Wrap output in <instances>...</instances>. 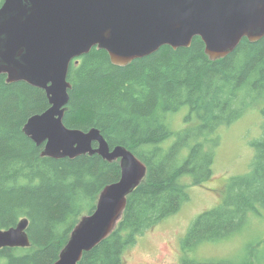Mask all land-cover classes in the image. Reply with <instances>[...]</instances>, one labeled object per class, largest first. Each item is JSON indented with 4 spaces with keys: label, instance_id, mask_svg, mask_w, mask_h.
<instances>
[{
    "label": "trees",
    "instance_id": "1",
    "mask_svg": "<svg viewBox=\"0 0 264 264\" xmlns=\"http://www.w3.org/2000/svg\"><path fill=\"white\" fill-rule=\"evenodd\" d=\"M78 60L68 74L72 88L65 125L98 128L111 147L128 148L148 167L115 230L78 264H125L126 249L190 199L183 177L201 185L213 176L219 140L209 136L255 105L262 104L264 116V37L256 42L245 38L217 60L210 59L199 36L189 47L165 45L126 66L113 64L108 52L98 48ZM184 106L196 123L175 133L169 116ZM49 107L43 89L23 81L8 83L0 75V229L28 218L31 241L28 247L0 249V264L55 262L81 217L95 210L101 191L121 177L120 160L99 154L43 156L44 146L23 128L29 117ZM175 134L176 141L165 148L163 143ZM252 145L251 170L232 177L222 202L196 219L188 245L228 236L251 213L260 214L264 133Z\"/></svg>",
    "mask_w": 264,
    "mask_h": 264
},
{
    "label": "water",
    "instance_id": "2",
    "mask_svg": "<svg viewBox=\"0 0 264 264\" xmlns=\"http://www.w3.org/2000/svg\"><path fill=\"white\" fill-rule=\"evenodd\" d=\"M201 37L212 60L231 54L247 38L264 37V0H3L0 5V75L8 83L43 89L50 107L29 117L23 130L42 155L61 159L99 154L120 160L121 177L101 191L95 210L81 217L52 264H78L108 238L126 210L128 196L148 167L128 148L111 147L98 128L67 127L65 113L72 62L93 48L126 66L168 45L189 47ZM96 144V146H94ZM29 219L0 229V249L28 247Z\"/></svg>",
    "mask_w": 264,
    "mask_h": 264
},
{
    "label": "rangeland",
    "instance_id": "3",
    "mask_svg": "<svg viewBox=\"0 0 264 264\" xmlns=\"http://www.w3.org/2000/svg\"><path fill=\"white\" fill-rule=\"evenodd\" d=\"M3 0H0V5ZM262 104L255 105L230 125L219 128L209 138H218L213 176L204 184L192 183L187 175L190 199L175 214L141 235L125 251V264H264V206L259 215L251 213L246 222L228 236L188 245L186 237L196 219L222 202L232 177L247 174L256 154L252 143L264 133ZM191 115V118H190ZM196 123L188 106L169 116L170 128L182 132ZM177 139H168L169 148ZM188 149L183 151L185 157Z\"/></svg>",
    "mask_w": 264,
    "mask_h": 264
}]
</instances>
